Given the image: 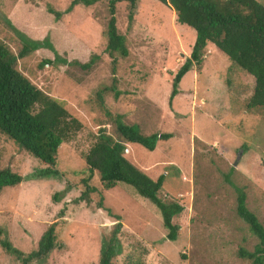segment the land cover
I'll list each match as a JSON object with an SVG mask.
<instances>
[{"label":"rangeland","instance_id":"374dc122","mask_svg":"<svg viewBox=\"0 0 264 264\" xmlns=\"http://www.w3.org/2000/svg\"><path fill=\"white\" fill-rule=\"evenodd\" d=\"M71 1L0 0V44L13 55L20 42L7 23L33 40L46 37L58 58L68 62L84 64L96 57L86 70L37 68L54 58L39 49L14 64L81 128L59 146L51 169L0 133V170L21 178L0 191V264H20L1 243L31 254L50 224L57 249L28 264H97L100 244L116 222L120 252L111 264H249L238 251L251 252L257 240L235 214L233 187L245 192L247 209L264 229V116L241 109L252 79L206 44L200 64L190 66L169 100L173 75L189 58L194 32L176 24L172 11L154 0H138L130 20L126 5L117 4L115 28L127 55L109 57L104 52L106 4L75 6L58 22L46 11L49 5L61 12ZM255 1L264 7V0ZM115 116L122 124L137 125L143 136L171 135L152 152L124 143L122 155L152 180L165 174L158 197L182 207L172 219L178 227L173 242L165 239L156 208L129 186L118 183L106 191L94 175L88 205L75 202L87 174L80 157L90 144L87 134L100 130L116 138ZM47 170L54 175L44 174Z\"/></svg>","mask_w":264,"mask_h":264},{"label":"trees","instance_id":"16d2710c","mask_svg":"<svg viewBox=\"0 0 264 264\" xmlns=\"http://www.w3.org/2000/svg\"><path fill=\"white\" fill-rule=\"evenodd\" d=\"M137 1L72 0L61 12L54 11L49 5L46 6V11L58 22L62 15L76 9L75 6L89 9L97 3H105L108 18L104 33L106 38L104 52L109 57L117 55L125 58L127 51L123 37L116 32L114 8L117 4H125L128 10L127 19L130 20ZM154 1L172 11L176 24L189 28L195 34L189 58L173 75L169 100L177 94V85L190 66L194 64L197 67L200 64L202 49L206 44H210L229 60L232 67L253 81L252 92L241 105L242 111L251 115L259 112L264 116V7L255 0ZM7 26L17 36L20 47L13 55L0 44V133L11 140L17 148L51 169L55 165L59 146L69 142L80 130L81 124L68 114L60 102L44 95L32 85L14 64L39 49L48 50L54 58L40 61L37 68L73 65L86 70L96 57L89 58L84 64H79L75 60L68 62L58 58L46 37L33 40L14 30L9 23ZM117 95V92H114V98ZM119 120L118 116L113 120L116 138L100 130L87 134L90 144L80 156L87 174L80 180L83 191L75 202L82 201L88 205V196L95 191L88 182L94 175L106 191L112 190L118 183L129 186L138 196L156 208L162 228L166 231L165 239L173 242L176 240L178 227L172 225V219L182 211V207L176 202H165L158 197L165 174L162 173L152 180L127 162L122 155L124 143L135 144L152 152L157 143L167 141L171 135L156 132L143 136L139 133L137 125H125ZM241 149L245 152L246 147ZM232 170L230 168L229 171ZM54 173L52 170L44 171V174ZM224 180L233 187L227 178ZM20 182L21 178L17 174L11 173L8 169L0 170V191L15 187ZM233 189L235 214L257 240L251 252L240 249L238 257L247 260L249 264H264V229L254 214L247 209L245 192L237 187ZM97 206L101 208L100 203ZM110 216L118 220L117 216L112 214ZM119 225L116 222L110 236L101 242L97 264H111L114 257L119 254V243L115 238ZM54 227V224L47 226L36 244V250L31 254L23 255L12 250L9 244L4 242L1 246L20 264L43 260L49 252L57 249Z\"/></svg>","mask_w":264,"mask_h":264}]
</instances>
